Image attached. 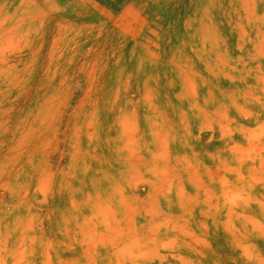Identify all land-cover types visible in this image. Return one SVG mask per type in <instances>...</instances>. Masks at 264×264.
<instances>
[{"label":"rangeland","instance_id":"374dc122","mask_svg":"<svg viewBox=\"0 0 264 264\" xmlns=\"http://www.w3.org/2000/svg\"><path fill=\"white\" fill-rule=\"evenodd\" d=\"M0 264H264V0H0Z\"/></svg>","mask_w":264,"mask_h":264}]
</instances>
